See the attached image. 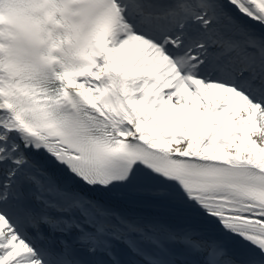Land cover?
<instances>
[{
	"label": "snow or ice",
	"instance_id": "snow-or-ice-1",
	"mask_svg": "<svg viewBox=\"0 0 264 264\" xmlns=\"http://www.w3.org/2000/svg\"><path fill=\"white\" fill-rule=\"evenodd\" d=\"M5 4L0 264H264V0Z\"/></svg>",
	"mask_w": 264,
	"mask_h": 264
},
{
	"label": "clouds",
	"instance_id": "clouds-1",
	"mask_svg": "<svg viewBox=\"0 0 264 264\" xmlns=\"http://www.w3.org/2000/svg\"><path fill=\"white\" fill-rule=\"evenodd\" d=\"M0 13H2V16H3V18L0 19V23H3L5 25L12 24L13 26H17L9 14V8L6 4L0 7Z\"/></svg>",
	"mask_w": 264,
	"mask_h": 264
}]
</instances>
